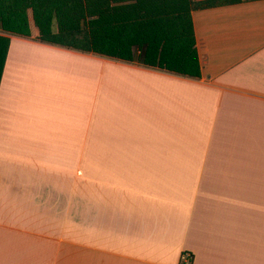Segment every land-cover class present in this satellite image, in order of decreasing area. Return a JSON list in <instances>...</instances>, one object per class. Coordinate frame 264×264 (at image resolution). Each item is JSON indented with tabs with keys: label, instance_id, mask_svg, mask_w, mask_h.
<instances>
[{
	"label": "crops",
	"instance_id": "0c3cea01",
	"mask_svg": "<svg viewBox=\"0 0 264 264\" xmlns=\"http://www.w3.org/2000/svg\"><path fill=\"white\" fill-rule=\"evenodd\" d=\"M192 18L201 77L0 32V264H264V0Z\"/></svg>",
	"mask_w": 264,
	"mask_h": 264
},
{
	"label": "trees",
	"instance_id": "16d2710c",
	"mask_svg": "<svg viewBox=\"0 0 264 264\" xmlns=\"http://www.w3.org/2000/svg\"><path fill=\"white\" fill-rule=\"evenodd\" d=\"M243 0H0V32L201 77L192 13ZM9 38L0 35V77Z\"/></svg>",
	"mask_w": 264,
	"mask_h": 264
},
{
	"label": "built area",
	"instance_id": "2783aa9c",
	"mask_svg": "<svg viewBox=\"0 0 264 264\" xmlns=\"http://www.w3.org/2000/svg\"><path fill=\"white\" fill-rule=\"evenodd\" d=\"M190 256H191V255H190L189 253H185L184 258L189 259Z\"/></svg>",
	"mask_w": 264,
	"mask_h": 264
}]
</instances>
